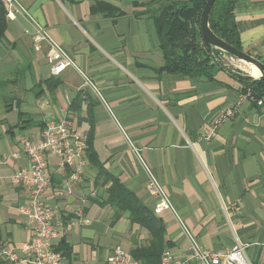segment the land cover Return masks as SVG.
I'll return each instance as SVG.
<instances>
[{
    "label": "crops",
    "instance_id": "1",
    "mask_svg": "<svg viewBox=\"0 0 264 264\" xmlns=\"http://www.w3.org/2000/svg\"><path fill=\"white\" fill-rule=\"evenodd\" d=\"M19 1L25 11L9 19L0 43V251L30 237L20 212L28 193L14 178L30 166L22 139L39 140L47 120L65 117L84 137L87 164L69 192L56 170L60 158L49 155L45 198L59 231L54 245L66 239L73 264H108L116 246L130 252L150 237L105 201L112 181L87 149L151 210L150 174L163 185L176 212L157 216L178 257L192 253L191 239L211 251L240 242L253 264H264V101L244 98L241 82L223 69L213 78L164 70L148 12L158 0ZM235 14L243 50L264 60V0H237ZM37 24L75 67L51 72L47 45H35ZM234 105L235 116L205 138L217 111Z\"/></svg>",
    "mask_w": 264,
    "mask_h": 264
},
{
    "label": "built area",
    "instance_id": "2",
    "mask_svg": "<svg viewBox=\"0 0 264 264\" xmlns=\"http://www.w3.org/2000/svg\"><path fill=\"white\" fill-rule=\"evenodd\" d=\"M8 7V19L24 12L25 8L19 0H3ZM42 43L48 47L46 58L51 64V72L59 74L68 67H75V62L66 50L56 42L41 25L35 26V45L42 48ZM226 55H223L224 59ZM89 84L88 80L86 81ZM248 98L247 95H243ZM259 104L263 99L258 100ZM236 105L221 108L207 126L205 138L214 136L219 126L235 116ZM85 140L80 132L73 130L65 117L49 119L42 130L41 138L37 141L23 137L22 148L30 160L28 168L15 172L14 178L19 180L28 193V202L20 207L24 221L30 229V237L18 249L1 250L0 258H5L14 264H66L62 253L55 250L54 240L59 231L54 223V212L48 206L45 193L50 185V176L47 173L49 155L60 158L57 172L66 175L64 185L71 192L74 184L81 180L86 167ZM136 151V148L133 147ZM137 152V151H136ZM69 171V172H68ZM148 190L156 197L154 212L157 215L166 210L176 212L175 207L163 185L150 174ZM80 221L89 222V219L80 218ZM192 253L180 258L169 249L162 255V264H253L246 253V245L237 243L232 248L217 251L204 250L191 239ZM108 264H134L130 252L123 247L116 246L107 257Z\"/></svg>",
    "mask_w": 264,
    "mask_h": 264
},
{
    "label": "trees",
    "instance_id": "3",
    "mask_svg": "<svg viewBox=\"0 0 264 264\" xmlns=\"http://www.w3.org/2000/svg\"><path fill=\"white\" fill-rule=\"evenodd\" d=\"M206 2L207 0H158L157 7L148 10L159 33L160 49L165 58L163 69L191 77L209 78H213L217 70L223 69L241 82L243 95L257 103L260 99L264 101V80L255 79L242 70L226 65L219 52L212 55L206 47L200 29ZM236 2L237 0H216L210 12L209 22L219 37L238 49H243L235 14ZM8 21V7L0 0V43L6 37ZM75 103L76 100L73 105ZM87 156L91 163L99 167L105 181H112L106 190L105 201L118 209L119 217L128 212L132 223L149 231L148 242L137 244L130 250L132 257L140 264H162L163 252L168 249L165 240L166 227L162 219L155 214L154 209L143 205L122 181L102 171L92 150L87 149ZM55 250L62 253L66 264H73V249L66 239L55 245Z\"/></svg>",
    "mask_w": 264,
    "mask_h": 264
},
{
    "label": "water",
    "instance_id": "4",
    "mask_svg": "<svg viewBox=\"0 0 264 264\" xmlns=\"http://www.w3.org/2000/svg\"><path fill=\"white\" fill-rule=\"evenodd\" d=\"M216 0H207L203 11L201 15V21H200V29L202 33L203 41L208 48L209 52L212 55H215V52H219L221 57L223 55L231 56L232 58H236L237 60L244 63L246 66H248L250 73V76H252L255 79L264 80V61L260 59L257 56H254L250 54L249 52L238 49L234 45L228 43L221 37H219L211 28L210 22H209V16L212 7L214 6ZM222 61L229 65L225 59L222 58ZM256 67L258 70L257 74H253L251 72L252 67ZM246 73V72H245Z\"/></svg>",
    "mask_w": 264,
    "mask_h": 264
},
{
    "label": "rangeland",
    "instance_id": "5",
    "mask_svg": "<svg viewBox=\"0 0 264 264\" xmlns=\"http://www.w3.org/2000/svg\"><path fill=\"white\" fill-rule=\"evenodd\" d=\"M225 61L235 69L242 70L243 72L250 73V70L248 66H246L244 63L241 61L237 60L236 58H232L231 56H225L224 57Z\"/></svg>",
    "mask_w": 264,
    "mask_h": 264
},
{
    "label": "bare ground",
    "instance_id": "6",
    "mask_svg": "<svg viewBox=\"0 0 264 264\" xmlns=\"http://www.w3.org/2000/svg\"><path fill=\"white\" fill-rule=\"evenodd\" d=\"M251 72L253 73V74H257L258 73V70H257V68L256 67H252L251 68Z\"/></svg>",
    "mask_w": 264,
    "mask_h": 264
}]
</instances>
